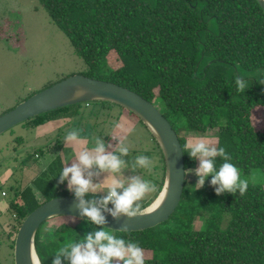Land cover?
Wrapping results in <instances>:
<instances>
[{"label": "trees", "instance_id": "trees-1", "mask_svg": "<svg viewBox=\"0 0 264 264\" xmlns=\"http://www.w3.org/2000/svg\"><path fill=\"white\" fill-rule=\"evenodd\" d=\"M38 2L87 64L83 74L119 84L153 102L176 130L182 148L186 143L182 131L197 135L211 131L217 147L225 149L240 173L264 171V123L256 125L252 118L253 111L264 106V11L257 0ZM237 76L249 84L244 93L237 91ZM91 102L96 101L86 104ZM80 103L41 113L31 122L40 125L57 119L63 109L76 105L66 114L72 118L80 113ZM152 139L156 150L147 155H160L161 176L143 175L157 191L145 197L142 209L158 196L165 179L163 155ZM183 152L185 169L196 167V160ZM43 154L38 149L23 157L25 175V168L37 163L36 155ZM133 156L125 157L129 164ZM222 162L218 157L217 167ZM63 167L57 154L28 182L6 187L11 194L14 191L7 208L13 220L7 231L11 248L32 210L53 197L73 195L67 181L58 183ZM210 180L211 175L197 189L186 177L181 199L164 222L142 230H109L148 251L145 264H264V184L248 181L243 196L239 191L218 196ZM52 218L36 232L40 264H52L61 246L96 228L76 217L42 235L41 226Z\"/></svg>", "mask_w": 264, "mask_h": 264}, {"label": "rangeland", "instance_id": "rangeland-1", "mask_svg": "<svg viewBox=\"0 0 264 264\" xmlns=\"http://www.w3.org/2000/svg\"><path fill=\"white\" fill-rule=\"evenodd\" d=\"M87 70V64L75 53L68 37L50 19L38 0H0V115L51 83L71 74L86 73ZM103 102H79L80 113L72 118L66 114L76 109V105L63 109L65 111L57 119L33 125L32 117L0 134V264H14V248H11L7 234L13 221L7 211L8 200L14 196V191L11 194L6 187L28 182L29 178L37 174L38 167L45 168L57 154L64 163L70 164L75 160L73 147L64 140L68 131L82 130L81 135L87 138L88 147L91 148L94 146L93 136H100L106 143L115 144L116 141L111 139L113 136H122L124 129L134 127L135 131L128 136L132 145L129 155L135 158L155 152L156 144L151 134L136 115L118 104L107 107L108 104ZM252 118L256 125L263 124L264 106L257 107ZM182 135L186 141L193 137L217 141L211 131L197 135L187 130L182 131ZM38 149H43L44 154L36 155L37 163L30 165L32 167L28 165L25 175L21 161L24 156L32 155ZM150 158L155 163L151 173L147 169H139L141 172L137 169L133 173L128 168L124 170V175L136 174L141 178L147 175L157 179L160 175V155L155 153ZM103 175L100 179H103ZM186 177L189 185H196L198 177L194 172H186ZM241 178L264 184V171L254 169L250 173H241ZM61 221L73 222L71 217H54L41 226V234L51 232ZM144 253L145 257L149 255L148 251Z\"/></svg>", "mask_w": 264, "mask_h": 264}, {"label": "clouds", "instance_id": "clouds-1", "mask_svg": "<svg viewBox=\"0 0 264 264\" xmlns=\"http://www.w3.org/2000/svg\"><path fill=\"white\" fill-rule=\"evenodd\" d=\"M235 83L237 91L241 93L249 88L243 77L237 76ZM86 93V88L76 87L73 96L80 97ZM152 130L158 135L155 128ZM123 131L122 136L111 138L116 141L115 144L106 143L100 136H93L94 146L91 148L88 147L87 138L81 135L82 130L73 129L66 133L64 140L73 147L75 160L70 164L65 163L58 183L67 181L68 191L76 198L75 207L79 217H86V222L96 228L78 241L61 246L52 264H63L64 260L69 264H145L144 250L137 243L117 237L106 226V213L116 220L144 215L147 210L142 209V201L148 194L157 191L155 183L139 175H124V170L128 168L133 173L137 169H147L151 173L155 163L152 158L139 155L129 164L124 157L130 154L132 145L128 136L135 129L129 127ZM183 150L191 159L198 161L196 168L186 170L198 177L197 189L203 187L206 178L211 175L210 184L218 196L226 192L234 195L239 191L241 196L246 193L248 181L241 178L239 168L230 162L231 156L223 147L218 148L216 142L205 137H193L186 141ZM218 157L223 161L219 167ZM102 174L103 179H100ZM72 218L76 219L74 216Z\"/></svg>", "mask_w": 264, "mask_h": 264}, {"label": "water", "instance_id": "water-1", "mask_svg": "<svg viewBox=\"0 0 264 264\" xmlns=\"http://www.w3.org/2000/svg\"><path fill=\"white\" fill-rule=\"evenodd\" d=\"M264 11V0H257ZM76 87L87 89L84 96L74 97ZM87 101H107L118 104L136 115L146 126L162 152L165 165L163 188L154 201L134 218L107 217V227L130 231L153 227L166 221L176 209L184 189L186 169L184 152L176 130L156 105L135 91L119 84L89 77L82 73L71 74L45 87L0 115V134L25 120L47 111ZM156 129L158 135L153 132ZM161 196L157 206H150ZM74 195L53 197L32 210L20 224L14 240V264H40L35 250V236L40 225L55 216L79 217ZM84 219L87 220L85 217Z\"/></svg>", "mask_w": 264, "mask_h": 264}, {"label": "bare ground", "instance_id": "bare-ground-1", "mask_svg": "<svg viewBox=\"0 0 264 264\" xmlns=\"http://www.w3.org/2000/svg\"><path fill=\"white\" fill-rule=\"evenodd\" d=\"M161 199V196L150 206V208H154V206H157V204L159 203Z\"/></svg>", "mask_w": 264, "mask_h": 264}, {"label": "crops", "instance_id": "crops-1", "mask_svg": "<svg viewBox=\"0 0 264 264\" xmlns=\"http://www.w3.org/2000/svg\"><path fill=\"white\" fill-rule=\"evenodd\" d=\"M66 153V152H65ZM64 165H65V163H64ZM102 177V176H101Z\"/></svg>", "mask_w": 264, "mask_h": 264}, {"label": "built area", "instance_id": "built-area-1", "mask_svg": "<svg viewBox=\"0 0 264 264\" xmlns=\"http://www.w3.org/2000/svg\"><path fill=\"white\" fill-rule=\"evenodd\" d=\"M3 193H4V191H3Z\"/></svg>", "mask_w": 264, "mask_h": 264}]
</instances>
